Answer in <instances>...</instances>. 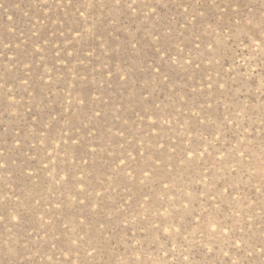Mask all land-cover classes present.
I'll return each mask as SVG.
<instances>
[{
	"label": "rangeland",
	"instance_id": "rangeland-1",
	"mask_svg": "<svg viewBox=\"0 0 264 264\" xmlns=\"http://www.w3.org/2000/svg\"><path fill=\"white\" fill-rule=\"evenodd\" d=\"M0 264H264V0H0Z\"/></svg>",
	"mask_w": 264,
	"mask_h": 264
},
{
	"label": "snow or ice",
	"instance_id": "snow-or-ice-1",
	"mask_svg": "<svg viewBox=\"0 0 264 264\" xmlns=\"http://www.w3.org/2000/svg\"><path fill=\"white\" fill-rule=\"evenodd\" d=\"M117 3H119V0H116ZM133 2H135V0H133Z\"/></svg>",
	"mask_w": 264,
	"mask_h": 264
}]
</instances>
